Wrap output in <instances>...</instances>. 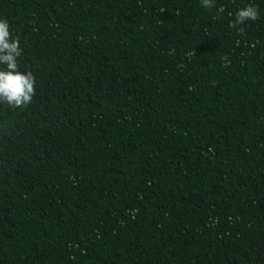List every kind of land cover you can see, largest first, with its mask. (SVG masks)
<instances>
[{
    "label": "trees",
    "instance_id": "16d2710c",
    "mask_svg": "<svg viewBox=\"0 0 264 264\" xmlns=\"http://www.w3.org/2000/svg\"><path fill=\"white\" fill-rule=\"evenodd\" d=\"M215 4L0 0L36 77L0 104V264H264V0Z\"/></svg>",
    "mask_w": 264,
    "mask_h": 264
},
{
    "label": "clouds",
    "instance_id": "9594fccd",
    "mask_svg": "<svg viewBox=\"0 0 264 264\" xmlns=\"http://www.w3.org/2000/svg\"><path fill=\"white\" fill-rule=\"evenodd\" d=\"M201 7L216 9L222 14L223 6L216 8L215 0H200ZM229 15H232L229 13ZM259 17V8L254 4L241 7L229 26L243 33L244 29L238 27L248 21H256ZM11 25L7 19H0V104L7 105L11 109H24L30 105L36 95V77L32 71H21L19 57L23 49L20 45V36H13ZM227 62L228 58L222 57Z\"/></svg>",
    "mask_w": 264,
    "mask_h": 264
}]
</instances>
